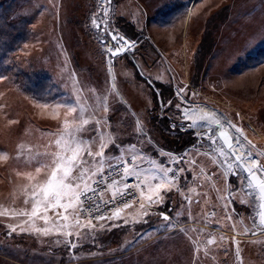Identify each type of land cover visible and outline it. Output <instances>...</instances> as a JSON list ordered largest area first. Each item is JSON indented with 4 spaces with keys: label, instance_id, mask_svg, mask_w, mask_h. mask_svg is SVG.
Returning a JSON list of instances; mask_svg holds the SVG:
<instances>
[{
    "label": "rangeland",
    "instance_id": "rangeland-1",
    "mask_svg": "<svg viewBox=\"0 0 264 264\" xmlns=\"http://www.w3.org/2000/svg\"><path fill=\"white\" fill-rule=\"evenodd\" d=\"M173 4L163 24L159 12ZM110 33L133 45L112 56ZM262 45L264 0H0V264H264L261 201L218 166L222 142L201 139L200 121L214 114L223 127L210 126L264 165V60H246ZM135 66L173 89L158 117L192 129L181 152L165 151ZM66 124L82 125L93 153L119 144L144 163L139 203L97 224L63 210V227L52 211L46 223L43 204L32 217L51 174L38 154L60 152ZM175 161L184 171L162 178L161 163Z\"/></svg>",
    "mask_w": 264,
    "mask_h": 264
},
{
    "label": "snow or ice",
    "instance_id": "snow-or-ice-1",
    "mask_svg": "<svg viewBox=\"0 0 264 264\" xmlns=\"http://www.w3.org/2000/svg\"><path fill=\"white\" fill-rule=\"evenodd\" d=\"M107 2L110 3L111 0H107ZM93 22L95 23V20ZM111 39L115 41L120 39V37L118 34L112 33ZM108 51L112 56H116L120 54L121 49L116 47L115 51L112 49H108ZM170 105L171 102H169ZM177 107L179 108V105ZM72 111H76V109L73 108ZM80 112L83 115V109ZM200 121L207 128V131L201 134V139H207L210 145L213 146L222 142L219 155L224 159L218 166H226L231 176L240 178L238 183L242 179L244 190L252 197L253 201L259 199L261 201L259 206L264 209V165L258 164V155L245 149L239 137H229L224 131L212 128L210 122L221 128L223 127L221 120L214 114L201 115ZM88 123V120L83 121V124ZM81 127L82 125L77 124L73 129L67 131L68 125L66 124L65 135L67 142L64 143L60 152L38 154V156L50 157L51 164L45 166H51V174L48 176L46 187L43 189V199L33 204L31 215L32 217L37 216L39 206L43 204L45 215L41 219H44L47 223L49 220L47 212L52 211L57 217L56 225L58 227L64 226L60 224L61 210L64 213L71 212L76 217H79L81 213H92L93 210L98 214L100 211L99 206L102 204H114L117 195L121 200L125 197L135 198V193L132 189L145 187L143 183L139 182L140 169L144 168V163L140 162L136 156L125 157L120 152L122 145L119 144L112 145V147L116 148V153L114 154L108 155L106 152L108 145L104 144L101 145L100 151L93 153L88 141L77 135ZM56 144L60 146L62 141L57 140ZM81 145H85L86 148H82ZM129 147L135 148L136 145L132 144ZM238 150L240 154H237ZM248 161L250 163H247ZM148 163L154 162L149 160ZM179 163L180 161H175L174 165L176 166H167L161 163L160 173L162 178H167L169 175L174 178L179 177L184 171L178 168ZM165 168H167V171L164 170ZM39 171L40 168L38 167L37 172ZM241 174L243 175L241 176ZM108 181H111V183H108ZM171 182L169 181V183ZM119 184L124 185L123 191L118 194L113 193V198L108 201L101 198L105 188L111 189ZM160 187L161 185L157 184V188ZM228 199L230 202L235 203L231 196ZM85 204H87V207H85ZM258 215L261 225H264V211ZM96 218L105 219L104 216L100 215H96ZM163 218L168 219V216L164 215ZM62 219L66 221L68 215H63ZM253 224H256L255 218H253ZM37 231L48 235L47 228L37 229ZM213 242L212 240L208 241L209 244Z\"/></svg>",
    "mask_w": 264,
    "mask_h": 264
},
{
    "label": "trees",
    "instance_id": "trees-1",
    "mask_svg": "<svg viewBox=\"0 0 264 264\" xmlns=\"http://www.w3.org/2000/svg\"><path fill=\"white\" fill-rule=\"evenodd\" d=\"M174 6L175 5L173 4L172 6H168L159 12L158 17L163 24H168L173 19L172 17L176 12V7L174 8ZM120 20V23L123 24L122 26H127L126 28H130V26L123 22L122 19ZM246 60L249 64H256L264 60V45L259 47L254 54H249ZM135 67L137 68V75L143 77L139 73L140 71L138 67ZM143 78L151 92L150 94L153 105V112L151 114L152 126L159 133V136L163 141L165 151L181 152L187 148V146H190L195 142V139L190 137L192 129L179 130L177 126L172 128V119L168 116V114L158 117V112L163 108V106H165L166 101L169 100L171 96H173V89L162 81L150 79L148 76ZM232 177L233 176H229L228 179H232Z\"/></svg>",
    "mask_w": 264,
    "mask_h": 264
},
{
    "label": "built area",
    "instance_id": "built-area-1",
    "mask_svg": "<svg viewBox=\"0 0 264 264\" xmlns=\"http://www.w3.org/2000/svg\"><path fill=\"white\" fill-rule=\"evenodd\" d=\"M139 182L143 183L141 178ZM108 183H111V181H108ZM124 190V185L119 184L118 186H113L111 189L105 188L104 191L102 192V199L105 201L111 200L113 198V193H119ZM144 187L143 188H133L132 191L135 193V198L132 197H125L123 200L119 198L117 195V198L115 200L114 204H102L100 205V211L99 213H95L93 210L92 213H81L79 215V218L84 220V221H89V222H97L101 220H105L108 218H112L115 216L121 215L129 206L134 205L135 203H139L141 201V194L143 193ZM127 205V206H126ZM85 207H87V204H85ZM96 215L104 216L105 219H97Z\"/></svg>",
    "mask_w": 264,
    "mask_h": 264
},
{
    "label": "water",
    "instance_id": "water-1",
    "mask_svg": "<svg viewBox=\"0 0 264 264\" xmlns=\"http://www.w3.org/2000/svg\"><path fill=\"white\" fill-rule=\"evenodd\" d=\"M112 33H110V35H111ZM120 37V39H118V40H112L113 42H115L116 44H117V46L116 47H119L120 49H121V52H120V54H122L123 52H125L129 47H131L132 45H133V42L129 39V38H127L126 36H119ZM102 42H105L106 40H105V38H102V40H101ZM120 41H123L122 43L120 42ZM108 49H112L113 51H115V49H113V47H112V43L111 42H108Z\"/></svg>",
    "mask_w": 264,
    "mask_h": 264
},
{
    "label": "crops",
    "instance_id": "crops-1",
    "mask_svg": "<svg viewBox=\"0 0 264 264\" xmlns=\"http://www.w3.org/2000/svg\"><path fill=\"white\" fill-rule=\"evenodd\" d=\"M118 217V216H117ZM120 217V216H119ZM61 219H62V217H61ZM60 219V220H61ZM112 218H108V219H105V220H101V221H97V222H93V223H95V224H97V223H102V222H108V221H110ZM114 219H115V217H114ZM64 223L63 224H65V226H67V223L65 222V221H63Z\"/></svg>",
    "mask_w": 264,
    "mask_h": 264
},
{
    "label": "bare ground",
    "instance_id": "bare-ground-1",
    "mask_svg": "<svg viewBox=\"0 0 264 264\" xmlns=\"http://www.w3.org/2000/svg\"><path fill=\"white\" fill-rule=\"evenodd\" d=\"M247 163H250V161H248Z\"/></svg>",
    "mask_w": 264,
    "mask_h": 264
},
{
    "label": "flooded vegetation",
    "instance_id": "flooded-vegetation-1",
    "mask_svg": "<svg viewBox=\"0 0 264 264\" xmlns=\"http://www.w3.org/2000/svg\"><path fill=\"white\" fill-rule=\"evenodd\" d=\"M115 47H116V45H115Z\"/></svg>",
    "mask_w": 264,
    "mask_h": 264
}]
</instances>
